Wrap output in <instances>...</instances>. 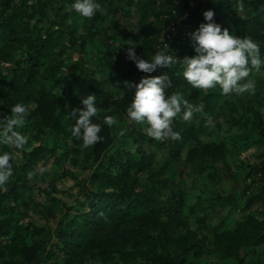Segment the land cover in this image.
Listing matches in <instances>:
<instances>
[{
  "label": "trees",
  "instance_id": "obj_1",
  "mask_svg": "<svg viewBox=\"0 0 264 264\" xmlns=\"http://www.w3.org/2000/svg\"><path fill=\"white\" fill-rule=\"evenodd\" d=\"M97 2L104 11L94 16L88 35L79 36L76 22H64L62 28L56 17L50 28L40 25L46 17L51 19L53 0H0V118L11 115L18 103L33 106L19 129L29 137L30 148L0 144V155L18 153L25 158L19 165L16 158L10 161L13 175L0 187V264H37L39 258L41 264H264V212H248L256 203L264 206V154L257 151L258 162L244 170L252 184L240 194L220 188L234 165L247 163L239 156L240 148L264 146V64L261 74L249 77L255 81V94L223 96L218 85L203 90L188 84L182 63L147 74L129 59L114 58V35L103 42L95 29L97 21L131 19L137 32L125 37L137 45V56L150 59L165 50L166 43L168 54L183 60L197 55L191 34L206 23L203 13L212 10L222 30L259 43L264 61V0H242L243 15L237 13L241 0ZM117 34L123 41L122 31ZM89 41L100 45L104 81L87 69ZM70 64L76 67L73 73L65 70ZM165 73L173 83L169 95L180 92L190 104L203 105V112L195 114V125L183 119L182 109L173 125L181 138L161 142L147 135L146 124L128 118L135 89L125 82L139 84L143 77ZM106 82L114 88L107 89ZM60 86L66 87L64 92L55 90ZM89 94L96 95L100 109L93 122L101 125L102 140L85 148L71 135L75 120L66 127L64 119L71 98L83 109L82 99ZM106 116L118 123L108 126ZM224 126H229L226 135L221 134ZM202 136L209 140L203 142ZM194 140L182 168L189 165L194 180L204 181L191 197L184 186L185 172L176 164L183 162L184 149ZM42 161L43 169L47 164L56 167L60 180L51 178L46 186L36 182L45 172L35 170ZM80 171L83 176L90 173L78 184L73 203L56 198L54 193L65 191L57 182L77 178ZM29 172L35 173L31 180ZM242 197H247L244 204ZM227 207L230 215L220 223L201 227ZM238 209L244 214L229 223ZM36 215L57 218L56 228L47 230Z\"/></svg>",
  "mask_w": 264,
  "mask_h": 264
},
{
  "label": "clouds",
  "instance_id": "obj_2",
  "mask_svg": "<svg viewBox=\"0 0 264 264\" xmlns=\"http://www.w3.org/2000/svg\"><path fill=\"white\" fill-rule=\"evenodd\" d=\"M71 9L86 19H92L98 12L104 11L97 0H75ZM244 11L245 6L241 0L237 13L243 15ZM203 16L206 23H202L198 30L191 34L193 48L197 53L194 57L180 60L175 55L168 54L167 50L170 48L165 43V50L156 51L150 59H144L136 55L135 42L126 41L128 59L135 62L139 71L147 74L156 72L157 68L170 69L182 63L184 79L196 89L209 90L218 85L223 96L241 95L245 92L255 94V81L249 77L253 71L259 72L264 64L260 44L251 37L239 38L230 34L228 29L222 30L221 26L214 22L215 13L212 10L205 11ZM67 23L71 24L72 20L69 19ZM125 86L135 89L132 102L126 110L128 118L138 124H146L144 130L156 141L181 138L180 134L174 131L173 125L182 109L185 121L190 120L194 113L203 112V105L190 104L182 93L172 92L169 95L168 90L173 87V83L168 73L143 77L139 84L125 82ZM82 104L83 109H73L68 116L75 120L74 126L70 128L72 137L82 140L83 146L87 148L102 140L99 135L101 125L93 122L100 109L96 106L94 94L83 97ZM32 107L18 103L12 107L11 115L0 118V144L19 150L25 148L29 137L19 129L26 125ZM104 122L108 126L118 123L112 116H106ZM14 158V153L5 152L0 155V187L5 186L13 175L10 161ZM34 175L33 172L27 173L30 180Z\"/></svg>",
  "mask_w": 264,
  "mask_h": 264
},
{
  "label": "rangeland",
  "instance_id": "obj_3",
  "mask_svg": "<svg viewBox=\"0 0 264 264\" xmlns=\"http://www.w3.org/2000/svg\"><path fill=\"white\" fill-rule=\"evenodd\" d=\"M53 5L55 8V11L51 12L49 14V17L51 19H48V17H46V19L40 24L43 26H46L47 28H50V22L54 21L55 18L57 17V22L56 24H58L59 27L64 28V22H67L69 19L72 20V22H76V29H77V33L78 35H83V34H87L88 35V25L90 24V22L93 20L92 19H86V18H82L78 13L75 12V10L71 9V5L73 3H75V0H53ZM136 17V11H133L132 13V18ZM108 19V18H107ZM121 16H115V18L112 19V21H110L109 19L106 21H97V25H96V30L98 31V40H101L103 42H107L109 40L108 36L109 35H114V37L112 38V42L113 44L110 46V50L112 51V56L114 58L120 57V58H124V59H128L127 57V52H128V45L126 44V39L127 37H125L126 34H130V33H136L137 32V28L135 27V25L133 24V22H130L131 19H124L122 18L121 20ZM79 20V21H78ZM96 21V20H95ZM115 25H117L118 27H116ZM120 29V30H118ZM122 31V35L125 41V44H123L122 40H120L119 36H118V32ZM91 33H93V30L91 31ZM99 44H95V43H91L89 41V43L86 46L87 52H86V66L87 69L95 72L96 76L101 80L104 81V76L103 74L100 72V68H101V62H100V56H102V52H99ZM76 49H78V45L75 47ZM76 68V67H75ZM73 67L72 64L67 65L65 67V70L67 72L73 73V69H75ZM254 74H261V71L259 72H254ZM253 74V75H254ZM252 78H256V76H252ZM106 88L107 89H113V85L109 82H106ZM66 89V87L64 86H60V87H56L55 90L56 91H60V92H64ZM78 108V100L75 97L71 98L70 104H69V114L71 113V111L73 109ZM68 114V115H69ZM195 114H193L192 118L189 120L190 122H195V125L197 124V118L195 117ZM66 116L64 119V124L66 125V127H69L70 125V118L69 116ZM229 126H224L221 134L226 135L228 133ZM202 140L203 142H206L209 140V138L207 136H202ZM31 143L28 142V144L26 145V147L30 148ZM195 145V140L191 141L184 149V153H183V162H179L176 165H178V169L179 170H183L185 172L184 176H185V189L186 191L189 193V195L191 197L195 196L196 194H198L200 192V185L202 184V182L204 181V179L202 178L201 180L198 179V181L194 180L195 174H193L192 169H190V166L188 165L187 168H182L183 166H186L185 164V157H186V153L187 150L189 149V147ZM261 152V154H264V146H261V148H246V147H242L239 150V156L241 159H245L247 163H245V165L240 166V165H234L232 168L231 172H227L225 174V177L223 179V182L220 186V188H222V191L224 192H233L236 194H240V192L248 185L251 183V180L246 179V177L244 176L245 172L244 170H246V168L250 167L251 164L257 163L259 158L258 155L260 153H256V152ZM15 163L17 165L23 163L25 161V158H23L20 154L15 153ZM43 161L36 164L35 165V170L36 171H41L42 165H43ZM45 172L44 175H39L37 176L36 182L39 185H43L46 186L48 184V182L51 180V178L55 179V182L60 180L59 175L55 174L56 172V167H53V165H48L45 167ZM175 170V168H174ZM89 171L85 172V175L83 176V172H79L77 178L72 177L70 178L68 181H65L64 183H58V186H60V188L64 189L65 191H60L57 193H54V196L56 198H59L60 200H62V202H65L66 204H72L74 201V195L73 193L75 192L76 189H78V184H84L85 183V179L89 176ZM190 176V177H189ZM79 178V179H78ZM80 179L81 180L80 182ZM252 184V183H251ZM246 196H249V192L246 193ZM247 197H242L241 198V203L244 204L245 200ZM63 210L58 211V214H61ZM231 212V207H227V208H220L218 211H216L213 214V217H209L208 220L206 219L205 225L201 224V227L203 228H207V229H211L212 227L209 226H214L215 224H218L221 222V220L226 217L229 216ZM248 212H253V213H261L264 212V206L263 203H256L252 206V208L248 211ZM244 214L243 210L238 209L236 212V215L234 217H229L228 222L229 223H234L237 220H239L242 215ZM36 221L37 223L42 224L45 228H47V230H54L56 228V223H57V218H42L40 216L36 215ZM193 226H195V224H193ZM206 229V230H207ZM205 230V231H206ZM208 232V231H207ZM44 256V255H43ZM43 258V257H42ZM37 264H41V259L39 258L37 260ZM85 264H100L98 260H89L87 263ZM113 264V263H111Z\"/></svg>",
  "mask_w": 264,
  "mask_h": 264
}]
</instances>
